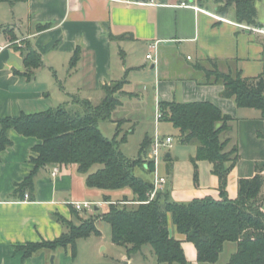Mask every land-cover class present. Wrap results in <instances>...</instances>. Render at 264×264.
Instances as JSON below:
<instances>
[{
    "label": "crops",
    "instance_id": "obj_1",
    "mask_svg": "<svg viewBox=\"0 0 264 264\" xmlns=\"http://www.w3.org/2000/svg\"><path fill=\"white\" fill-rule=\"evenodd\" d=\"M256 6L259 25L249 26L237 22L232 9L227 15L218 13L213 0L205 4L198 0H0V117L40 112L74 97L97 102L104 95V85L126 79L113 121L118 125L122 120L131 125L129 132H135L134 120L145 117L139 106L149 99L153 132L146 130L144 140L154 138L158 129L162 136L174 137L177 128L171 122L156 123L161 101L212 102L234 117L221 138L228 141L226 150L239 148L240 160L227 185L229 196L236 198L239 179L255 175L264 164V119L258 109L239 107L234 98L223 97L222 84L200 83L194 64L214 58L225 72L239 69L244 77L264 74V0H257ZM28 42L42 60L30 77L24 74L25 56L18 48ZM78 48L81 54L73 64ZM149 53L156 59H149ZM10 135L13 144L2 152L0 161V264H74L71 249L70 256L62 249H42L24 257L23 246L59 237L66 230L60 218L74 223L85 218L75 209L76 201L98 203L94 211H85L97 215L109 207L105 195L115 201L134 194L129 188H90L85 174L71 163L41 168L34 193L17 198V184L32 170L33 148L40 140L15 130ZM128 137L127 132L122 139ZM184 144L193 145L185 158L188 164L182 165L175 152L159 162L158 172L167 178L165 187L176 201L219 199L213 164L203 159L195 163L197 143ZM170 230L182 241L191 264L217 263H199L195 244L174 225ZM121 258L130 264L134 257L128 258L124 249Z\"/></svg>",
    "mask_w": 264,
    "mask_h": 264
},
{
    "label": "trees",
    "instance_id": "obj_2",
    "mask_svg": "<svg viewBox=\"0 0 264 264\" xmlns=\"http://www.w3.org/2000/svg\"><path fill=\"white\" fill-rule=\"evenodd\" d=\"M207 1L198 0L200 4ZM213 1L218 13L227 15L232 9L237 22L259 25L257 0ZM18 48L25 56L24 74L30 77L42 64L41 56L29 42ZM80 54L78 48L73 64ZM219 62L207 58L194 64L199 82L222 84L223 97L234 98L239 107L258 109L264 119V74L244 77L239 69L225 72L220 70ZM126 83L124 79L104 85L99 102L74 97L70 102L40 112L0 117V161L2 152L13 144L12 130L40 140L33 148V168L17 184L15 197L22 198L28 191L34 193L35 178L41 168L71 163L77 164L78 170L85 174L90 188L107 191L129 188L134 194L132 199L115 201L105 195V200L110 202L108 209L101 215L80 217L79 223L60 218L66 230L53 240L28 242L23 246L24 257L42 249H71L75 257L79 239L100 234L96 222L101 218L110 223L113 242L124 247L128 258L141 253L143 246L149 244L159 263L191 264L182 241L171 234L170 227L174 225L195 244L199 263L217 262L225 243L234 241L238 249L227 264H264V169L239 179L236 198H231L227 191L229 173L240 160V153L236 145L226 150L228 141L221 134L229 130L234 117L209 101H161V121H169L179 129L182 143H197L195 163L203 159L213 164V173L219 178L220 198L206 196L176 201L166 187L152 196L154 184L136 175L134 170L137 166L150 173L155 170V162L149 156L154 138L146 136L138 155L130 158L118 148V140L105 136L99 127L101 121L113 120ZM120 129L118 121L117 135ZM95 165L101 166L95 169Z\"/></svg>",
    "mask_w": 264,
    "mask_h": 264
},
{
    "label": "rangeland",
    "instance_id": "obj_3",
    "mask_svg": "<svg viewBox=\"0 0 264 264\" xmlns=\"http://www.w3.org/2000/svg\"><path fill=\"white\" fill-rule=\"evenodd\" d=\"M61 76L63 77V74H60V77ZM54 82L56 83V86H58L59 88L62 86V84L56 81V79ZM99 101L100 100H98L97 102ZM61 104L63 103L56 102V104H54V107ZM139 107H140V111H142L145 117L141 118L138 122H135V120L133 119L136 127L135 132H129V127L131 125L122 122V120L119 121L123 130L120 129V133L118 135H117V123H116L117 121L104 120L101 121L99 124V127L102 130L103 134L110 139L116 138L118 140L117 142L118 148L121 151H123V153L126 156L130 158L136 157L138 155L140 145L143 141L144 132L146 130L151 131V128L153 127V123H152L153 108L151 106L149 99L144 100V103L140 104ZM158 124L160 125L159 122ZM177 131L178 130L176 129V131L173 133L174 135L173 137L174 141L172 146L173 148L170 149L165 146L160 148V157H159L160 162L166 161V154L168 152H175L174 157L181 156L180 159H182V165L188 164V162L185 161V158L187 159L189 158V148L191 147L193 148V145H185L184 143H182L178 138ZM127 132L129 134V137L128 140L124 141L122 138ZM152 132H153V128H152ZM155 133L161 135L162 131L158 129V131H155ZM243 136L246 139L247 135H243ZM176 150L177 151L179 150L178 151L179 153L176 152ZM100 166L101 165H95L94 168L95 167L98 168ZM262 167H264L263 163L261 167L259 166L257 171H259V169H261ZM144 169L145 168L143 166H137L134 170V173L135 174L138 173L143 178H149L151 176V173L145 171ZM188 176H191V172H188ZM133 196H128V198H131ZM82 212L84 214L82 215L86 217H88L91 213V212H85V210ZM97 214L101 215V213H97ZM79 222L80 219H78V223ZM96 224L98 229L100 230L99 235L91 234L89 237L81 238L77 241V254L73 258L74 264H123L122 263L123 259L121 258V255L124 252V247L122 245H118L113 242L110 223L99 218L97 219ZM237 249H238L237 242L227 241L224 245L223 251L221 252L220 257L216 264H227L230 260V257L232 256L233 253L237 251ZM61 251L67 252L66 255L70 256V250L62 249ZM130 264H159V263L156 261L151 245L146 244L143 246V251L135 255L133 261Z\"/></svg>",
    "mask_w": 264,
    "mask_h": 264
},
{
    "label": "built area",
    "instance_id": "obj_4",
    "mask_svg": "<svg viewBox=\"0 0 264 264\" xmlns=\"http://www.w3.org/2000/svg\"><path fill=\"white\" fill-rule=\"evenodd\" d=\"M148 58L151 60H155V54L154 53H149ZM162 117V112L158 108L156 112V123H158L161 120ZM173 137L172 136H161L158 133H155L153 143L151 146V151H150V158L155 162V170L151 173L152 179L151 182L154 184V190L152 191V196H154L157 192V190L163 189L166 186L167 178L166 176H163L159 174L158 172V165H159V157H160V148L165 146L168 148H171L173 145ZM58 169L54 171L56 173ZM25 197L29 198V193H25ZM98 205V203H94L91 201H76L74 202V207L76 210L79 211H93L94 206Z\"/></svg>",
    "mask_w": 264,
    "mask_h": 264
},
{
    "label": "water",
    "instance_id": "obj_5",
    "mask_svg": "<svg viewBox=\"0 0 264 264\" xmlns=\"http://www.w3.org/2000/svg\"><path fill=\"white\" fill-rule=\"evenodd\" d=\"M122 263L123 264H128V260H123Z\"/></svg>",
    "mask_w": 264,
    "mask_h": 264
}]
</instances>
